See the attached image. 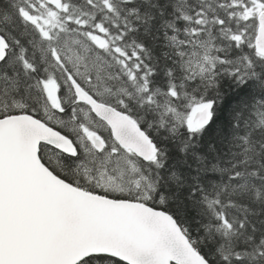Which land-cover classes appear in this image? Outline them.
I'll list each match as a JSON object with an SVG mask.
<instances>
[{
	"label": "snow or ice",
	"instance_id": "obj_1",
	"mask_svg": "<svg viewBox=\"0 0 264 264\" xmlns=\"http://www.w3.org/2000/svg\"><path fill=\"white\" fill-rule=\"evenodd\" d=\"M0 264H264V0H0Z\"/></svg>",
	"mask_w": 264,
	"mask_h": 264
}]
</instances>
